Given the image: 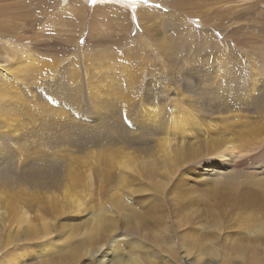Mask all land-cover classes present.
Wrapping results in <instances>:
<instances>
[{
	"label": "rangeland",
	"instance_id": "374dc122",
	"mask_svg": "<svg viewBox=\"0 0 264 264\" xmlns=\"http://www.w3.org/2000/svg\"><path fill=\"white\" fill-rule=\"evenodd\" d=\"M163 1L0 0V264H264V0Z\"/></svg>",
	"mask_w": 264,
	"mask_h": 264
},
{
	"label": "bare ground",
	"instance_id": "6f19581e",
	"mask_svg": "<svg viewBox=\"0 0 264 264\" xmlns=\"http://www.w3.org/2000/svg\"><path fill=\"white\" fill-rule=\"evenodd\" d=\"M64 1H68V0H62V3L64 2ZM74 2H75V0H73ZM94 2H95V4H111V3H113V2H117V3H119V0H93ZM129 1V0H128ZM163 1V0H162ZM167 1V0H166ZM166 1H163L164 2V4H169L171 7H172V5H171V3H169L168 1L166 2ZM183 2V1H182ZM32 3H34V2H32ZM120 3H123V2H120ZM187 4L189 3V2H186ZM163 4V3H162ZM202 4V3H201ZM65 5H67V4H64V6ZM79 5L80 4H78V2L76 1V3H74L73 4V6L75 7V8H77V7H79ZM174 6V5H173ZM33 7H36V6H33ZM173 8V7H172ZM141 9V8H140ZM143 14H146V15H148L149 14V12L147 11V10H143V12H141V14H140V16H142ZM101 15H102V13H101ZM202 16V15H201ZM0 20H2L3 21V19H0ZM95 20V19H94ZM3 24H5L4 22L1 24L3 27H4V25ZM115 25L117 26V24L115 23ZM95 26V25H94ZM100 33V32H99ZM20 54V53H19ZM18 56V55H17ZM33 56V55H32ZM21 57V56H20ZM36 57V56H35ZM18 58V57H17ZM26 58V57H25ZM22 59L24 60V58H23V56H22ZM20 60V59H19ZM34 60V59H33ZM37 60V59H36ZM36 60H34V62L36 61ZM39 60V59H38ZM37 60V61H38ZM21 61V60H20ZM25 61V60H24ZM30 62H33V61H31V59L29 60ZM28 61V62H29ZM27 62V61H26ZM27 62V63H28ZM34 62L33 63H31V64H33V65H35L34 64ZM27 63H25L26 65H27ZM37 63V62H36ZM17 64V63H16ZM23 64V63H22ZM18 65V64H17ZM17 65H15L16 67H17ZM13 65H11V67H12ZM14 66V67H15ZM22 66V65H21ZM25 66V65H24ZM39 66V65H38ZM8 68H10V67H8ZM38 68V67H37ZM11 69V68H10ZM9 69V70H10ZM14 70L16 69V68H13ZM5 70V69H4ZM23 70V69H22ZM13 72V71H12ZM14 72H16V71H14ZM13 72V73H14ZM23 72H24V70H23ZM20 73H22V72H20ZM16 73H14V75H15ZM23 75V74H22ZM26 75V74H25ZM21 76V75H20ZM19 77V76H18ZM17 80V79H16ZM19 80V79H18ZM0 86H1V84H0ZM260 87V86H259ZM9 88V87H8ZM254 89V88H253ZM1 90V89H0ZM256 91V90H255ZM5 93V92H4ZM1 96H2V94H1ZM252 132V131H251ZM250 132V133H251ZM249 133V132H248ZM180 144V143H179ZM162 145V144H161ZM164 145V144H163ZM166 149H168V148H165V150ZM187 149H188V147H187ZM166 152V151H165ZM190 154V153H189ZM136 167H138V166H136ZM141 167H142V165L140 166V169H141ZM144 167H145V165H144ZM143 167V168H144ZM155 166H150V168L152 169V168H154ZM143 168H142V170H143ZM146 168V169H145ZM144 168V170H147V168H149V166L148 167H145ZM158 168V167H157ZM150 169V170H151ZM171 169V168H170ZM135 170V169H134ZM141 170V171H142ZM140 171V172H141ZM148 171V170H147ZM165 171V170H164ZM137 172H139V169H138V171ZM149 172V171H148ZM148 172H146L147 173V176H148V174H150V173H148ZM153 172H154V170H153ZM167 173V172H166ZM169 173V172H168ZM160 174V173H159ZM161 174H163V173H161ZM142 175H144V174H142ZM146 175V174H145ZM166 176V175H165ZM100 177V176H99ZM145 177V176H144ZM149 177H150V175H149ZM71 178H73V177H71ZM143 178V177H142ZM145 178H148V177H145ZM101 179V178H100ZM72 182V187L69 189V192H68V197H67V199L69 198V200H73V201H71V202H73V203H77V205H79V197H77V195H76V184H77V182L79 181L77 178H75L74 177V180L72 179L71 180ZM122 181V180H121ZM125 181H123V183H124ZM122 183V184H123ZM162 184H163V182H162ZM69 185H71V184H69ZM103 185V184H102ZM126 185V184H125ZM102 187V186H101ZM161 187H164L163 185L161 186ZM116 190V189H115ZM64 191V190H63ZM65 194H67V193H65ZM50 195V194H49ZM47 196V195H46ZM62 196V195H61ZM60 196V197H61ZM115 196V195H114ZM118 196H119V194H118ZM44 198V197H43ZM42 198V199H43ZM61 198H63L62 200H65L66 201V199L64 198V196H62ZM250 199V198H249ZM54 200H59V199H56V197L54 196ZM50 201H51V197L48 199V198H45V199H43V202L45 203V205L47 206V208L49 207V203H50ZM81 201V200H80ZM70 202V203H71ZM66 204L68 205L69 203H67L66 202ZM93 204V203H92ZM65 205V204H64ZM75 205V204H74ZM73 205V206H74ZM94 205V204H93ZM98 205V204H97ZM26 206H28V205H26ZM71 206H72V203H71ZM89 207H90V205H88ZM262 206V207H261ZM263 206H264V200H261V201H259L258 202V205H257V207H258V215H257V222H258V224H259V230H261L262 232H259L258 234H259V236L260 235H263L264 236V232H263V226H264V219H263V217H264V215H263V211L262 210H260V207H261V209L263 208ZM10 207V206H9ZM80 207V206H79ZM103 208H104V205L102 206ZM13 208L14 207H11V211L13 210ZM33 208V207H32ZM37 208H39V209H41V207L39 206V204H38V206H37ZM57 208H58V205H57V203H55V202H51V205H50V209L52 210V212L53 213H55V210H57ZM66 208V207H65ZM77 208V207H76ZM75 208V209H76ZM94 208H96V207H94ZM101 208V207H100ZM79 209V208H78ZM78 209H76V210H78ZM84 209V208H83ZM82 209V210H83ZM42 210V209H41ZM70 210V209H69ZM64 211V210H63ZM86 211V210H85ZM91 211V210H90ZM98 211H100V210H98ZM56 212H58V211H56ZM104 212V211H103ZM80 213V212H79ZM102 214V213H101ZM105 214V213H104ZM44 220V219H43ZM42 227L44 228V232H45V236L46 235H48L49 234V225H48V222L46 221V220H44L43 221V223H42ZM28 229H29V231H30V233H31V235H33V236H35V238H38V239H43L45 236L43 235H40V236H37V224L35 223V222H30V224L28 225ZM258 230V229H257ZM261 233V234H260ZM252 235V234H251ZM101 256H102V254H101ZM100 259V258H99ZM98 259V260H99ZM97 263V262H96ZM98 264V263H97ZM101 264V263H100Z\"/></svg>",
	"mask_w": 264,
	"mask_h": 264
},
{
	"label": "crops",
	"instance_id": "0c3cea01",
	"mask_svg": "<svg viewBox=\"0 0 264 264\" xmlns=\"http://www.w3.org/2000/svg\"><path fill=\"white\" fill-rule=\"evenodd\" d=\"M61 1V0H60ZM42 4V1H38V2H35V6L37 7L39 4ZM4 5V4H3ZM3 5H1L0 6V19H1V17H2V13H3V11H4V8H5V6H3ZM3 6V7H2ZM36 7H34V8H36ZM35 13V12H34ZM45 12L43 11V13L42 14H37V16L38 17H41L43 14H44ZM19 14V13H18ZM17 13H13V15H12V17H16L17 15H18ZM119 14H120V16L121 17H123V13H122V11L120 10L119 11ZM4 17H5V14H4ZM4 17H3V21L1 22V24L4 22ZM115 17V16H114ZM112 18L114 21H115V18ZM120 21H121V19H120ZM0 24V26L3 28V26ZM61 24H63V23H61ZM113 25H115V22L113 23ZM2 28L0 29L1 31H2Z\"/></svg>",
	"mask_w": 264,
	"mask_h": 264
}]
</instances>
